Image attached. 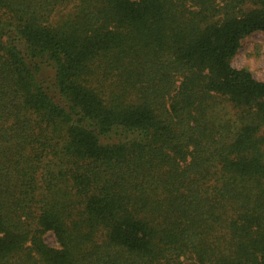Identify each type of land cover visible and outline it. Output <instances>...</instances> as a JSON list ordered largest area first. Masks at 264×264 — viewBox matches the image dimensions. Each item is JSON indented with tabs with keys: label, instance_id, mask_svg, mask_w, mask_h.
Instances as JSON below:
<instances>
[{
	"label": "trees",
	"instance_id": "1",
	"mask_svg": "<svg viewBox=\"0 0 264 264\" xmlns=\"http://www.w3.org/2000/svg\"><path fill=\"white\" fill-rule=\"evenodd\" d=\"M255 33L264 0H0V264H264Z\"/></svg>",
	"mask_w": 264,
	"mask_h": 264
},
{
	"label": "rangeland",
	"instance_id": "2",
	"mask_svg": "<svg viewBox=\"0 0 264 264\" xmlns=\"http://www.w3.org/2000/svg\"><path fill=\"white\" fill-rule=\"evenodd\" d=\"M232 63L236 68H248L256 79L264 81V34L255 33L244 39ZM47 242L55 244L52 234H48Z\"/></svg>",
	"mask_w": 264,
	"mask_h": 264
}]
</instances>
